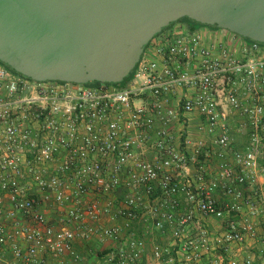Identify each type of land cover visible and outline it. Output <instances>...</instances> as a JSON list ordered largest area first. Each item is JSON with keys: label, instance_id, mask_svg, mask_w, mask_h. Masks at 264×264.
Here are the masks:
<instances>
[{"label": "built area", "instance_id": "1", "mask_svg": "<svg viewBox=\"0 0 264 264\" xmlns=\"http://www.w3.org/2000/svg\"><path fill=\"white\" fill-rule=\"evenodd\" d=\"M217 31L171 27L122 88L36 83L0 64V264H82L78 244L105 246L102 264H200L212 242L218 264H253L232 246L254 235L237 218L264 191L234 186L250 187L264 161V47ZM233 117L250 129L243 152ZM195 118L217 147L210 181ZM201 218L223 231L211 241Z\"/></svg>", "mask_w": 264, "mask_h": 264}, {"label": "water", "instance_id": "2", "mask_svg": "<svg viewBox=\"0 0 264 264\" xmlns=\"http://www.w3.org/2000/svg\"><path fill=\"white\" fill-rule=\"evenodd\" d=\"M182 21L264 47V0H0V64L36 83L117 86Z\"/></svg>", "mask_w": 264, "mask_h": 264}, {"label": "crops", "instance_id": "3", "mask_svg": "<svg viewBox=\"0 0 264 264\" xmlns=\"http://www.w3.org/2000/svg\"><path fill=\"white\" fill-rule=\"evenodd\" d=\"M175 29H177V27H187V24L181 22L175 26H173ZM217 32L219 33H225V32H221L220 30H218ZM223 36L225 37H228V34H222ZM161 37L157 38V40H159ZM176 99H174L175 101ZM174 101H172L171 99V103L173 102L174 104ZM242 119L239 118V117H233V118H230V122H231V126H232V131L230 133V139H231V149L236 151V152H243L248 146H247V143H248V129L247 128V131H245L244 133H239L236 128H238L237 126L240 124V122ZM198 123L197 119L195 118L190 126V136L192 139H204L205 142H206V146H203L201 149H200V155L198 157V160H197V164H196V167L199 168V167H203L204 168V171L206 173V177H207V180L210 181V180H213L216 178V175L218 174V170H219V160L217 159L216 155H215V152L217 151V147L215 146H210L211 143V136L208 135V134H201L197 131L196 129V124ZM174 129L175 130H181L182 129V124H174ZM250 130V129H249ZM185 148V151L190 154L193 152L194 150V146H184ZM229 160L230 162L233 164V160L229 157ZM234 166V165H233ZM192 171L194 170V167L192 166ZM235 171L238 172V168L235 166ZM236 189H239L241 191H243L245 194H248V192H250V189L252 188H256V189H259V190H262L264 191V161L263 160H260L259 161V167H258V170L255 174V177H254V182L253 184L249 187V186H240V185H235L234 186ZM213 197L215 198V200L219 203V204H227L230 202V199L229 198H226L222 192L220 190H216L212 193ZM262 206V205H261ZM264 208V205L262 206ZM246 211V212H244ZM264 211V210H263ZM243 214H244V217L243 219L245 220H248L250 219V224L254 226V231H256V235H259V239H257L255 241V243H257V247H263L262 243H261V240L264 239V228L262 227H255V225L258 223L256 221V218L254 217H249L248 215H254L253 214H250L249 213V210L245 207H243ZM264 214V212H263ZM248 218V219H247ZM242 217L240 218H237V220H241ZM256 221V223H255ZM264 222V218L262 220V223ZM201 223L204 227H206L208 229V232L210 234V238H211V241L212 239H215L216 237H218V235L223 231V227H224V222L223 221H216L214 219H210V218H201ZM223 225V226H222ZM221 231V232H220ZM220 232V233H219ZM217 236L215 237L214 235ZM214 236V237H213ZM94 244H83V245H75V249L76 251L80 254V256L83 258L82 260V264H87L89 261L87 260V258L89 257V253L86 252L84 249L85 247H88V246H93ZM254 247V246H253ZM106 247L104 246V249L102 250V255L104 254V252L106 251L105 250ZM245 254V253H244ZM237 256H239L238 254H236ZM101 255L99 254L98 258L96 261L94 258H91L89 260L92 261L91 264H102V260H101ZM248 256V255H247ZM243 257V256H242ZM242 257H239V258H242ZM67 264H72L69 260V263Z\"/></svg>", "mask_w": 264, "mask_h": 264}, {"label": "rangeland", "instance_id": "4", "mask_svg": "<svg viewBox=\"0 0 264 264\" xmlns=\"http://www.w3.org/2000/svg\"><path fill=\"white\" fill-rule=\"evenodd\" d=\"M158 41H160V40L156 41V39H155V43H157ZM253 205H254V215H248V216L256 218V221L258 223L255 225V227H257V228L262 227L263 228V223H262V220L264 218V214H263L264 208L262 207L263 205L261 204V202L258 199L254 200ZM244 212H246V211H244ZM50 216H53V214H51ZM243 217H244V214L242 215V219L240 221L244 222L245 224H249L250 219L247 218L248 220H245V219H243ZM256 221H255V223H256ZM214 236L216 237L217 234ZM258 237H259V235H256V231H254V235L248 234L247 236H245L244 241L241 244H236V245L232 246L233 254H238L239 255L238 258L242 257V256L245 257L248 255L253 259V264H264V247H257V243H255V241L257 239H259ZM212 240H214V239H212ZM166 242L167 241H164V243H166ZM103 249H104V247L99 246V245H95V244L93 246L85 247L84 250L89 253V257L87 258V260L89 262L87 264L92 263V261L89 260L91 258H94L96 261L99 258L98 257L99 254L101 255L100 257H102V250ZM210 249H211L210 252L206 256H203L200 264H218L219 263L218 257L223 258L225 256V254L219 248H217L213 242L211 243ZM223 264H226V261H224Z\"/></svg>", "mask_w": 264, "mask_h": 264}, {"label": "trees", "instance_id": "5", "mask_svg": "<svg viewBox=\"0 0 264 264\" xmlns=\"http://www.w3.org/2000/svg\"><path fill=\"white\" fill-rule=\"evenodd\" d=\"M182 22L185 23V24H187V26L189 27L190 30H193V29H197V28L202 27V26L195 25V24H192V23H187L186 21H182ZM169 29H170V28H169ZM169 29H168V30H169ZM168 30H167V31H168ZM164 34H165V33H163V34H162L161 36H159V37H162ZM154 41H155V40H154ZM154 41H153V42H154ZM153 42H152V43H153ZM246 42H247L248 44H251V42H249V41H246ZM152 43H151V44H152ZM151 44H150V45H151ZM132 76H133V75H131V76H130V77H129L124 83L119 84V85H117L116 87H117V88H122V87H124V86H125L130 80H131Z\"/></svg>", "mask_w": 264, "mask_h": 264}, {"label": "flooded vegetation", "instance_id": "6", "mask_svg": "<svg viewBox=\"0 0 264 264\" xmlns=\"http://www.w3.org/2000/svg\"><path fill=\"white\" fill-rule=\"evenodd\" d=\"M181 23V22H180Z\"/></svg>", "mask_w": 264, "mask_h": 264}]
</instances>
